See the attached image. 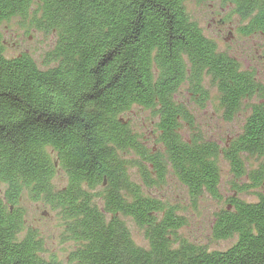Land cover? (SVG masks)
Segmentation results:
<instances>
[{"label": "trees", "instance_id": "16d2710c", "mask_svg": "<svg viewBox=\"0 0 264 264\" xmlns=\"http://www.w3.org/2000/svg\"><path fill=\"white\" fill-rule=\"evenodd\" d=\"M188 2L228 5L242 33L264 36V0H0V25L26 19L56 35L41 69L26 53L5 57L0 34V264H60L42 255L38 232H24L23 196L55 213L75 246L70 263L264 264V194L239 197L264 183V83L217 49ZM205 81L224 121L247 110L223 145L195 123L210 101ZM134 108L151 112V135L127 118ZM222 161L233 178L226 198ZM168 175L191 207L203 196L222 205L210 234L235 238L229 248L180 237L186 207L148 192Z\"/></svg>", "mask_w": 264, "mask_h": 264}, {"label": "rangeland", "instance_id": "374dc122", "mask_svg": "<svg viewBox=\"0 0 264 264\" xmlns=\"http://www.w3.org/2000/svg\"><path fill=\"white\" fill-rule=\"evenodd\" d=\"M186 7L190 17L198 23L205 36L215 42L219 51L234 57L242 69L255 71L258 79L264 83V36L262 34L242 33L240 28L246 22L234 14L230 6L220 2H188ZM0 34L5 57L12 58L20 53H26L41 69L50 66L45 64L43 57L47 51L53 48L56 41L55 33L38 29L36 25H31L29 20L12 18L0 25ZM208 85L209 82L205 81V87L208 88ZM208 89L210 101L203 110H196L195 123L207 136L206 138L223 145L224 140H228L239 132L247 110H242L234 121H224L218 107L217 92L215 89ZM180 96L184 99H186L185 96L189 98L183 90ZM126 116L136 126L140 134H144L145 137L151 135L154 121L150 111L134 108ZM130 171L132 172V170ZM220 171L222 176L220 192L226 198L232 193L233 178L223 161ZM55 178L53 180L55 184L60 178L63 179L62 174H58ZM166 178L161 189L148 192L169 204L186 207V210L179 209L178 211V214L187 219V225L178 230L180 237L190 243L203 246L209 251L229 248L235 242V238L215 241L210 234L212 215L222 205L213 201L209 196H203L198 199L194 207H191L189 197L182 186L176 182L173 176L168 175ZM135 181L141 185L139 177ZM5 188L6 185L0 182L1 197H3ZM258 193L264 194V183L261 187L243 193L239 197L245 201L253 202ZM19 206L24 210L26 225L24 232L31 228L38 232L44 240L42 255L45 258H54L60 264H76L68 261V254L75 249V246L72 242L65 241L55 213L47 212L48 210L41 208L38 202L31 201L26 196L21 197ZM127 227L130 228L134 242L137 245L145 246L142 233L134 224L128 223Z\"/></svg>", "mask_w": 264, "mask_h": 264}]
</instances>
